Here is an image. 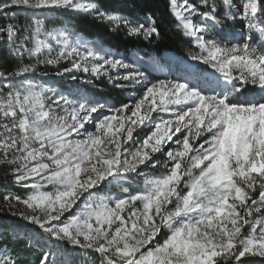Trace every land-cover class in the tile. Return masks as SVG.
Masks as SVG:
<instances>
[{
    "label": "snow or ice",
    "instance_id": "1",
    "mask_svg": "<svg viewBox=\"0 0 264 264\" xmlns=\"http://www.w3.org/2000/svg\"><path fill=\"white\" fill-rule=\"evenodd\" d=\"M166 3L176 28L200 49L192 59L220 74L206 87L194 78L148 81L134 63L78 37L70 44L74 33L49 30L46 15H38L79 12L150 40L161 35L152 14L146 25L104 10L97 0H0V17L9 21L0 26V43L18 60L13 71L0 70V163L27 190L4 199L9 211L12 201L30 210L12 214L39 229L24 233L22 242L40 247L41 240L54 239L97 254L99 264L264 259V0ZM14 8L30 13L24 24L13 22ZM237 18L244 23L242 43L212 35ZM62 60L71 66L57 76L82 71L113 80L116 71V79L132 86L148 82L128 103L97 117L104 103L69 99L31 79L41 65L59 66ZM120 70H126L122 77ZM16 78L21 79L13 84ZM248 85L260 90V99H241ZM158 167L163 171L156 172ZM136 177L142 185L129 191L124 185ZM113 186L121 192L110 194ZM50 255L45 251L40 264H50ZM0 264L19 261L0 249Z\"/></svg>",
    "mask_w": 264,
    "mask_h": 264
},
{
    "label": "trees",
    "instance_id": "2",
    "mask_svg": "<svg viewBox=\"0 0 264 264\" xmlns=\"http://www.w3.org/2000/svg\"><path fill=\"white\" fill-rule=\"evenodd\" d=\"M97 2L104 10L119 12L134 23H145L147 25V17L152 14L161 35L150 40L143 37H135L129 35L127 29L123 27L114 29L111 24L105 21L74 11H59V16L48 14V12L38 13V15H46L47 27L51 25L49 24L51 21L61 22L57 25L58 29L66 28L70 33L94 40L95 45L99 49L108 48L111 51L124 54L131 51H139L144 54L149 53L157 56H162L165 52H169L178 58L189 61L191 49H193L192 41L176 28V21L168 9L166 0H97ZM190 2L200 5V0H190ZM203 10L204 7L201 5V11ZM10 11L16 13V19L13 22L17 24H24L30 16V13L23 8H14ZM8 22V20L0 17V26ZM236 31L239 33L235 34ZM243 33L244 23L237 18L235 20L229 19L221 27H218L214 36L225 43H242ZM24 62H28L27 57H25ZM17 64V58L10 54L6 47L0 43V70L11 72ZM44 72L47 71L41 70L40 73ZM34 78L43 79V82L41 80H34V82L49 85L56 83L58 89L67 90L65 85L61 84V80L55 81L51 77L44 79L39 74L31 77V79ZM20 79L16 78L11 82L16 84ZM253 92L254 90H250L249 93ZM107 93L110 98L118 97V95L112 94L114 92ZM102 97L105 96L102 95ZM10 173L11 169L0 163V249H7L10 255L18 259L19 264H40L45 251L51 252L49 257L50 264L52 262L61 264L66 258H71L74 264H99L97 254L91 251L81 252L73 250L72 246L54 239H50L49 242L41 240L40 247L22 242L24 233L29 234L31 230L37 229L39 231V229L31 224L25 225L24 222L13 216L11 211H9V204L4 197L8 194L23 197L27 192L26 189L14 183ZM127 187L134 189L135 186L129 185ZM5 228L7 229L6 232L4 231ZM15 233L21 234V240L17 239ZM249 259L252 260L253 264H264V259L258 257L244 258L245 261Z\"/></svg>",
    "mask_w": 264,
    "mask_h": 264
},
{
    "label": "rangeland",
    "instance_id": "3",
    "mask_svg": "<svg viewBox=\"0 0 264 264\" xmlns=\"http://www.w3.org/2000/svg\"><path fill=\"white\" fill-rule=\"evenodd\" d=\"M238 2V0H237ZM59 11L64 10H53L48 12V14H55L59 16ZM68 12V11H67ZM238 20H241L238 18ZM58 22V21H57ZM53 22L51 21L49 24H51L48 29H58L57 25L61 22ZM63 29V28H60ZM239 32H235V34H238ZM215 32L212 33L214 36ZM186 36V35H185ZM80 38L82 41L89 42L91 46L97 48L98 50L103 51L106 54H109L111 56H114L116 58L124 59L128 63H134L138 70L143 71L148 76V81H155L157 79H175V80H184V79H193L194 82H198L200 87H206L208 82L215 81L219 78L220 74L217 73L210 65L204 64L203 62L199 60L192 59L193 56H196L200 53V49L196 46L194 42V38L186 36L187 38H190L192 41L193 49H191V54L189 61L183 60L181 58H178L177 56H174L170 54L169 52H165L162 56H157L155 54H149V53H142L139 51H131L128 53H118L109 50L108 48L99 49L95 43L94 40L79 36L77 34H74V36L69 37V43L75 44L76 38ZM230 40V39H229ZM54 43V41H53ZM54 47H58L54 44ZM70 61L68 60H62L59 66H44L41 65L39 67V72L37 74L41 75L42 78L48 79L49 77L54 78L55 81H62L61 84L65 85L67 90H61L57 88L56 83L55 84H46L49 87H53L56 90L63 92L65 95L69 96V99L76 98L77 96H86L93 98L94 100H97L99 102H102L106 105V108L103 109L101 112L94 114L95 116L99 117L103 114H111L109 112V109L112 107H118L119 105L123 103H128L131 99H133V94H139V92L142 90L143 86L148 82L144 81L141 84H136L135 86H132L129 84V82L124 81L123 79H116L117 72L113 71L112 76L113 80H109L107 76H93L89 73H84L82 71H74L70 74H65L64 76H57L56 72L62 69L63 67H70ZM48 68V69H44ZM41 70H46L48 73L47 75H43V73H40ZM126 70H120L119 75L122 77ZM75 76L76 79L73 80L71 77ZM34 80H41L43 82V79L37 78L32 79ZM71 84V85H70ZM117 84H124V88L117 87ZM248 94L247 97H241V99L248 98V99H260L261 92L258 88L253 87L252 85H248ZM250 90H254L253 93H249ZM4 91H7V89H4ZM114 92L112 94L118 95V97L110 98L109 94L107 93ZM104 95L105 97H102ZM165 114L161 113L160 117H164ZM86 127H89L91 129V125H86ZM163 160V157H161ZM156 172L163 171L161 168H157L155 170ZM132 185L135 186L134 189H129L127 186ZM142 185V178L136 177V178H129L127 183L124 185V187H127L129 191H135ZM108 191V190H106ZM121 192V189L118 187H111L110 194L117 195ZM21 211H30L24 208L23 205L17 204L15 201L12 202L11 207V213L16 212L17 210ZM13 215V214H12ZM18 217L19 220L24 222L25 225H29L30 223L27 221L22 220L19 216L13 215ZM32 225V224H31ZM35 226V225H34ZM37 227V226H36ZM39 232L36 230H31L29 234H32L33 232ZM160 237H158L159 239ZM49 239H43L45 242H49Z\"/></svg>",
    "mask_w": 264,
    "mask_h": 264
}]
</instances>
